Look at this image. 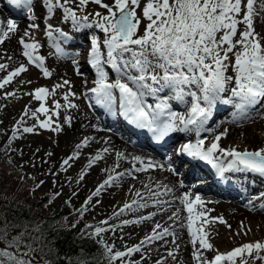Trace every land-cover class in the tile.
Wrapping results in <instances>:
<instances>
[{
	"label": "snow or ice",
	"instance_id": "obj_1",
	"mask_svg": "<svg viewBox=\"0 0 264 264\" xmlns=\"http://www.w3.org/2000/svg\"><path fill=\"white\" fill-rule=\"evenodd\" d=\"M7 2L26 13H33V0H7ZM89 3L98 5L106 10L107 15L101 12L79 15ZM47 10L46 20L51 19L56 9L61 10L63 21H71L73 29L79 31L82 28L95 26L104 33L102 41L97 37H91V48L87 63L95 71L94 87L89 91L93 94L96 105L104 107L110 113L116 115L117 110L127 123L139 129H147L157 144L166 143V138L177 132L194 133L195 142L188 141L175 148L174 156L170 155L166 163H154L151 160L145 162L142 157H133L141 167L134 171H147L148 169H161L173 174H179V169L191 161H202L211 165L217 173L223 177L224 173H252L264 178V147L255 151L245 149L237 150L236 147H222L220 141L227 136V129L215 135L210 142L201 138V134L212 132L207 127L212 118L213 110L217 104L229 105L234 108L232 123L251 121L257 116L264 119V37H261L255 29L256 19L264 13V0H113L111 4L103 0H43ZM71 5H76L73 8ZM93 19L90 20L89 17ZM33 21L30 28L36 29V17L28 15ZM141 24L144 25L140 32ZM18 30L17 22L8 19L0 20V44H3L10 33ZM45 33L50 45L55 48L58 56H70L60 46L59 41L71 39L69 34L59 27L46 23ZM54 33L56 35H54ZM30 34L26 30L20 38L22 55L28 62L35 64L44 77H51L52 73L44 66L45 59L42 55H34L41 45L34 37L32 42H25L24 37ZM79 53L70 56L73 66L80 72V66L76 57ZM11 59V57H9ZM106 66L116 73V78L109 80V72ZM7 64L0 63V70H6ZM229 70L232 74L229 75ZM27 71L21 64L9 71L7 76L0 79V89L12 82L14 77ZM30 83V81L28 82ZM70 81L65 79L62 84H56L50 91L40 87L34 90L32 95L40 106L32 113L47 116L44 120H38L41 129L59 132L61 127L56 124L53 127L52 116L48 115L49 109L45 101L50 95H54L57 89L70 86ZM165 94V95H161ZM14 96L15 93H8ZM74 92H67L63 96L66 105L54 102V108L59 110L66 106L75 108L77 105L69 101ZM151 98L152 103L148 102ZM170 101H176L183 105L185 112L180 113L172 109ZM257 106H260L259 108ZM255 110V111H253ZM25 109L24 115H28ZM56 115H59L56 112ZM70 122V117L67 118ZM24 133H33V127H23ZM18 128L13 129V138L17 137ZM11 140H9V144ZM89 139L85 138L76 147L80 149L88 146ZM107 152L108 149L103 150ZM51 156L52 153H47ZM117 156L123 158L120 153ZM79 157V152L73 153L63 160L61 169L66 171L65 165L70 167L69 161ZM103 157L97 154L89 160L87 167L101 160ZM187 158V159H186ZM117 167L119 165H116ZM114 171V169H113ZM85 172L80 174L83 180ZM125 173L109 175L85 200L89 204L94 196H99L105 186L111 187ZM127 175L131 176L132 172ZM41 181L36 188L41 187ZM57 182L53 181V186ZM146 194L137 190L133 199L126 202L114 213L119 218L126 211L136 212L149 206L159 207L161 211H167L163 207L169 201L159 199L167 195L171 189L167 185H157L164 189L153 191L150 185ZM36 189H32L34 192ZM61 193L57 192L49 198V204ZM75 195V193H73ZM264 198V193L261 194ZM66 203H69L66 201ZM186 211L189 213L187 224L183 222L180 227L187 228L192 245V259L196 264H249V259L264 262V242L256 241L236 247L227 253L216 251V255L208 260L201 249L213 251V245L208 240V232L204 225L209 223L204 211L196 210L197 206L203 207L204 201L200 195L185 193L181 198ZM252 205V200H249ZM47 207V205H45ZM264 209V205H261ZM87 208L79 209L81 217ZM157 213L140 216L135 220H123L122 225L140 224L151 220ZM203 218V219H202ZM66 219V218H65ZM169 220H179V210L173 211ZM220 223H226L222 217L213 218ZM197 221H201L197 225ZM43 221L38 219H9L0 211V264H52L48 259L51 254L50 241L46 237ZM107 225L108 221H101ZM75 227V225H73ZM86 227L91 228V225ZM170 227H164L156 223L150 234L134 247H127L125 251L115 250L114 244L109 245L103 239L97 241L104 248V255L108 264L116 261L124 262L125 257L133 253H139L145 244L173 237L172 243H176L177 235ZM230 227V225H229ZM243 227V225H242ZM160 231H157V230ZM115 231V229H111ZM109 228L95 227L89 234L90 237L100 236L108 232ZM199 245V247H197ZM173 256V252H168ZM70 264H86L85 261L70 262ZM127 264H139L128 261ZM157 264H160L158 261Z\"/></svg>",
	"mask_w": 264,
	"mask_h": 264
},
{
	"label": "bare ground",
	"instance_id": "obj_2",
	"mask_svg": "<svg viewBox=\"0 0 264 264\" xmlns=\"http://www.w3.org/2000/svg\"><path fill=\"white\" fill-rule=\"evenodd\" d=\"M3 3L4 5L2 8L5 9L8 15L5 16V13L0 8V20L6 22L8 18L10 19V17H12L13 19H18L20 17L21 14L15 15L20 12H14L8 4L7 0L3 1ZM39 4L40 3L38 2L37 8H35V11L38 12V15H40L43 11L42 8H40ZM16 22L18 25V30L15 33H10L9 37L5 39L4 43L0 44V59H8L7 69L0 70V79L3 73L8 74V71H10L11 66L14 63H17L18 60V38L23 34L22 31L24 29L25 24L21 21ZM254 26L256 31L260 33L261 37H264V13H261L259 15V17L256 19ZM68 31L71 39L67 41L61 40L63 43L62 46L64 47L65 44H74L75 49L78 50L79 53H89L91 43L88 42L84 44V40L86 38V35L88 34V29L82 28L79 31H76L75 29L71 28V30ZM262 43H264V40H262ZM41 47L43 55H45L49 61V68L52 70L55 76L59 77L60 81L67 79L71 82L70 86L66 87L71 88L72 92L75 93V96H70L69 101L72 104L77 105V107L65 110L66 106H64L58 110L62 111V116L58 120H56V124L60 125L61 131L55 133L56 137L54 138V140H52L51 145H53V147L57 151H59V157H57V161L55 162L54 167L47 173V175H44L42 173L38 175V183L43 181L44 183L42 185L44 186L47 184V182H50L51 186H53V181L55 177H57V174H63L65 172L61 169V164L63 160L66 159L68 156L73 155V153L75 152H79V157L69 161L70 167L68 165H65L64 168H71L72 172H74V175L71 176L70 173H68V176L71 179L78 178L80 182L82 181L80 179V174L82 172L86 173L85 176L87 180L85 179V188L89 187L90 192H87L85 195L82 194L83 199L85 200H87V198L91 196L95 189L101 184V181L106 173L105 169L108 166L112 167V173L124 172L125 175L120 177L118 181L114 182L111 187L105 186L99 196H94L92 198L90 202L92 203V205L95 203L96 200L100 199L101 203H103V206L107 208L102 212L100 211L99 207L97 208V219L95 220V224L101 225V220L106 219L108 221L107 225L111 224L115 227L117 226L116 222L118 219L131 221L139 218L140 216L148 215L150 212L157 213V215H155L151 220L143 221L140 224H131V226L137 225V227L140 228V234L137 238L138 240L132 241L127 246L133 247V245L137 244V241H141L146 237V235L151 233L153 226L157 222H160V218H168L173 211H176L178 209L180 217L179 220H170L168 223H165L163 221L164 224H162L164 227L171 226L170 230L176 232V243H172L173 237L171 236L166 237L164 240H157L152 242L153 247L155 249L154 253L158 254L163 264H196V262L192 259L191 256L193 248L190 243V237L188 235L187 228L186 226L180 227V224L182 222L185 225L187 224V217L189 215V213L186 211L183 204L181 203V198L185 193H191L193 196L200 195L203 201L205 202L203 207L197 206L196 210L204 211L206 213V217L209 220V223L207 225H204V227L208 234L210 233L208 229V227L210 226L209 224H215V227L223 226L224 229H229L231 231L233 228L236 227L235 220L237 219V217L247 216L246 211L254 215L255 219H263L264 213H256L251 209L245 211L239 208L238 206H233L234 203H236L235 201L238 200L236 198H241L240 195L244 197L248 193L246 191L248 188H251V186L256 185V183L260 182L259 177L255 176V174L226 172L224 173L223 177L220 176L222 180H225L228 183H232L234 178H245V181L252 180V182L248 183L245 186V189L242 190L239 187L228 189L219 186L217 181H215L214 179L212 180V173L209 169L205 168L206 163L204 162H202L201 165H197L194 161H191L190 163H192V169H189L187 172H181V175L173 174L172 172L161 170L159 168L154 170L148 169L147 171H134V168H139L141 167V165L138 162L134 161L133 157L139 156L142 157L145 162L151 160L154 163L161 164L166 163V160L162 158L161 153L153 152L148 148H145L144 144H142L145 142L144 138L138 139L139 142L135 141L134 143L129 141L125 137L121 138L116 132V126L122 125V123L118 119L111 122L106 117H103L102 113H100L95 108H89L87 101L85 103V101L80 98L79 94L80 90H83L82 81L84 77L71 75L70 70L72 64L70 56H72L74 52L72 53L71 51H67L70 56H58L54 48H52V46L50 45V42L48 41L47 37H44L41 43ZM102 51L106 52V49H102ZM34 55L39 54L38 52H36L34 53ZM9 57H11L10 60ZM45 67L48 68V64L47 66L45 64ZM106 71L109 72L110 81L116 78V74L113 71L108 70L107 66ZM229 74H232L231 70H229ZM92 79V77L87 76V85L91 83ZM90 87L91 86H87L85 89L86 96L89 95L88 90ZM161 95L163 96L165 94ZM148 100H150L149 102L152 103L151 98H148ZM59 101L61 102V105H66L67 103L63 99ZM170 103L174 111L180 113L186 111V109H183L182 105H180L179 103L175 101H170ZM233 111L234 108L232 106H227L218 103L216 108L213 110L212 117L214 118L210 119L212 127H214L212 128L213 131L210 133L220 134L221 132H224L225 129H227V136L222 138L220 143L222 145L224 143H231L229 147L233 145V147H236L239 151H243L245 149H248L249 151H254L256 148L264 146V136L260 137L259 134L256 132V130L263 128V126L261 125L264 123V119L260 118L258 122L254 121L253 119L254 122L252 123V126L249 127L243 125L248 121L232 123L231 120ZM69 117L70 122L67 119ZM129 127L134 128V126L132 125H129ZM22 133L20 132V134ZM194 137H196L195 134L191 135L190 138L184 139H191ZM85 138L89 139L88 146L77 149L76 146L80 144ZM202 138L207 137L206 135H204ZM166 141V143L159 147V150L162 152L167 149L169 150L168 154H172V156H174L175 154L173 150L177 147L178 142H175L171 139H168ZM208 142L210 141L206 139V143ZM105 148L108 149L107 152L103 151ZM117 153H120L123 158L118 157ZM97 154H100L103 158L101 160L96 161L92 165V167H87L89 160L95 157ZM116 165L119 166L117 167ZM26 166L28 165L26 164ZM113 169L115 170V172L113 171ZM128 172H132V175H127ZM133 175L135 177H133ZM196 175L205 177L207 179V182L204 186H198L196 190L191 191L190 182L194 180V176ZM198 181L200 180H195V182ZM145 184L150 185L153 191H160L162 193L164 189L162 187L158 188L157 185H167V187L171 189V191L167 195H162L161 197H159V199L162 201L166 200L170 202L169 204L163 205V207L166 208L167 211H161L159 207L149 206L148 208L141 209L136 212L126 211L119 218H115L114 213L118 212L124 203H130L133 199L139 200V197L135 196V192L137 190L141 191L142 194L147 193L148 189L144 187ZM228 191L232 193L229 194ZM224 196H229L231 198V200L227 201V204L232 205L227 206L225 205V203H223L221 198ZM159 212H162V214H159ZM216 217H222L223 220L226 221V223H220L219 220L213 219ZM198 223L200 224L201 221H197V224ZM242 224L247 225L248 222L243 220ZM102 225L106 226L105 224ZM157 231L160 230L158 229ZM217 233L218 235H220L222 233V229L220 228ZM197 247H199V245H197ZM122 250L125 251L126 247H124ZM169 251L173 252V256L168 255ZM201 252L208 260H210L212 251L201 249ZM262 254L264 255V252H262ZM255 261L258 262L259 260Z\"/></svg>",
	"mask_w": 264,
	"mask_h": 264
},
{
	"label": "rangeland",
	"instance_id": "obj_3",
	"mask_svg": "<svg viewBox=\"0 0 264 264\" xmlns=\"http://www.w3.org/2000/svg\"><path fill=\"white\" fill-rule=\"evenodd\" d=\"M38 2L40 3L39 4L40 8H42L43 10L40 15H38V12L35 11ZM103 2L111 4L113 0H103ZM0 3H1L0 4L1 10L5 13V16L8 15L5 9L2 8L4 5L3 0H0ZM71 6L73 8H76V5H71ZM33 9L34 11L31 14L26 13V11L23 9H19L21 10V15L18 19H13L12 17H10V19H13L15 21H21L25 24L24 29L22 31L23 34L18 38V44H19V49L17 51L18 60L17 63H14L11 66L10 71L19 67L21 64H23L27 68V71L21 73L20 76L18 77H14L11 83L6 85L3 89H0V202L19 201L26 204L30 210H34L38 208L42 214L50 215V216H54L58 214L65 208L67 204H69L72 208V213L66 219L63 220L64 221L63 223L66 226H73L77 222L84 221L85 228L83 230V234L94 231L95 227L109 228V231L105 233H101L100 236H98V239L99 240L103 239L109 245L114 244L115 246L114 251L115 250L123 251L122 249L128 246L132 241L138 240L137 238L139 237L140 234L139 232L140 228L137 227V225L131 226V224L124 226L122 225V221H123L122 219L117 220L116 222L117 226L115 227L111 224L106 226H103L102 224L101 225L95 224V220L97 219L96 218L97 208L99 207L101 212L103 210H106L107 208L103 206V203H101L100 199L95 201L96 204L94 203L92 205V203H89L85 205V199H83L82 194L85 195L87 192H90L89 187L85 188V183H86L85 179L87 180L86 176H84V179L81 181L82 183L78 178L71 179L68 176V173H70V175L73 176L74 172H72L71 168H68L63 174H57V177H55L54 179L57 182L55 186H51L50 182H47L46 185L44 186L41 185L42 187L36 188V185L39 182L38 175L41 173L47 175V173L54 167L55 162L57 161V157H59V151H57L53 147V145H51L52 140H54V138L56 137L55 134L56 132L49 131L46 129H41L38 126V120H44L47 118V116L41 113H37L36 117L32 116V113L35 112V110L40 106L41 102L36 101L32 95H27L26 93H33L35 89L40 87L48 88L51 91L56 84L58 83L62 84L63 81L62 80L60 81V78L56 77L55 74L52 72V70L49 68V61L47 57L43 55L42 47L37 52L38 54L44 57L46 66L48 64L49 71L52 73L51 77L49 78L44 77L43 73L35 66L31 65L28 62L27 58L22 55L23 48L22 45L19 43V40L21 37L24 36V32L27 30L30 35L28 37H24L25 42H29V43L32 42L31 38L34 37L35 40L38 41L41 45L44 37H47L45 33L46 23L51 24L54 27H59L63 31L71 30V28L73 29V26L71 24V21H67V22L63 21L62 19L63 14L59 9H56L54 11V14L51 19L46 20L47 10L43 6V0H33ZM95 12H101L107 15L105 9L100 8L98 5L93 3H89L82 13L78 11V14L87 15L89 13H95ZM28 15H34L36 17L35 23L38 25V28L32 29L29 27V25L33 23V21H30L28 19ZM89 19L92 20L93 17L90 16ZM143 27L144 25L141 24L140 26L141 33L143 32ZM87 29H88V34L86 35L84 44L88 42L90 43L91 37L95 36L97 37V39H100L101 41V49H104L102 45V41L104 39V33L100 29L95 28V26ZM67 33L69 34V31H67ZM59 43L63 49L65 47L64 51L68 50L71 51L72 53L74 52L73 55L79 53L78 50L75 49L74 44H67L64 45L63 47L62 46L63 43H61L60 41ZM88 54L89 53L87 52L82 54L79 53V56L76 57L78 64L80 66V72L82 73L80 75L77 74V70L73 66L72 59L70 58L72 64L70 70L71 75L84 77L82 81L83 90L82 91L80 90L79 95L80 98L85 101V103L87 99V98L85 99L84 97L86 96L85 89L87 86L92 84L91 83L87 85L86 83L87 76L94 77V74L90 68V64L87 63L86 61L88 59ZM0 63L8 64V59L6 58L0 59ZM5 76H7V73H3L1 75V79ZM29 81L30 83H28ZM69 91L72 92L71 88L66 86L57 89L55 94L50 95L44 102L45 106L49 109L48 115L52 116V120L54 122L53 127L56 126V120H58L62 116V111H58L57 109L54 108V102H59L61 104L59 100L63 99V96ZM8 93H15V95L14 96L8 95ZM149 101L150 100H148V102ZM182 107L183 109H185L183 105ZM25 109H28V113H29L28 115H24ZM65 110H69V108L65 107ZM260 110L264 111V108ZM56 112H58L59 115H56ZM257 117L254 119V121L256 122L260 120V118ZM254 121L253 120L248 121L243 125H246L248 127L252 126V123ZM263 124L261 125L263 126V128L256 130V132L259 134L260 137L264 136ZM23 127H33L34 132L24 133L22 130ZM14 128L19 129V131H17L16 134L18 138H13ZM208 128L212 129L214 127H212L211 125ZM20 132L23 133L20 134ZM204 135H206L207 137L206 139L208 141H211V139L215 135H218V133L211 134L210 132H206ZM9 140H11L10 144H9ZM230 145L231 143L229 144L224 143L223 145L221 144V146L225 148L229 147ZM231 147H233V145ZM262 147L264 146H261L259 148ZM259 148H256L255 150ZM49 152L52 153L51 156L47 155V153ZM26 164L28 166H26ZM109 167L111 166H108L105 169L106 173L101 183L105 179H107L109 175L117 174L115 170H114L115 173H112V167L111 168ZM133 177L135 176L133 175ZM190 185L192 191V190H196L199 184L195 182V180H193L190 182ZM32 189H36V190L33 192ZM253 189L254 188L248 190L247 195H245L244 197L240 195L241 198H236L238 200L235 201L236 203H234L233 206H238L239 208L245 211L251 209L256 213H260V214L264 213V209L261 208V205H264V198H261V194L264 193V189L263 191H259V192ZM57 192L61 194L58 197H56L51 204H49V198ZM73 193H75V195H73ZM250 199L252 200V205L246 206V204H249ZM221 200L227 206L232 205V204H227V201L231 200L229 196H224L221 198ZM66 201H68L69 203H66ZM45 205H47V207H45ZM82 208H87L88 210L85 211L83 213V216L81 217V213L78 210ZM151 213L152 212H150L149 214ZM160 213L162 214V212H159V214ZM246 213L247 216L237 217V219L235 220L236 229L233 228L231 231L229 229H224L223 226L215 227L214 226L215 224H209L210 226L208 227V229L210 235L208 234V240L213 245L214 248L210 256V260L216 255L217 250L220 253H227L233 250L234 248L240 247L246 243H253L256 241L264 242V217L263 219H255L254 215L248 213L247 211ZM105 220L106 219L101 221H105ZM243 220L247 221L248 224L243 225L242 224ZM163 221L165 223H168L170 220L167 217H163L162 219L160 218V222L157 223L164 224ZM87 225H91L92 227L91 228L86 227ZM113 228L115 229V231L111 230ZM220 228L222 229V233L218 235L217 232L219 231ZM139 242L140 241H137L136 242L137 244L133 245V247L140 244ZM154 250L155 249L153 247L152 242L149 244H145V246L143 245L141 247V251L139 253H133L130 257H125L124 262L118 260L115 262V264H127L128 261L139 262V264H157V262L159 261L160 264H163L158 254L154 253ZM261 255L263 254L261 253ZM248 259H249V264L250 263L264 264V262H262L261 260L256 262L253 261L251 258ZM86 264H92V263L86 262ZM225 264H227V262H225ZM237 264H240L239 259H237Z\"/></svg>",
	"mask_w": 264,
	"mask_h": 264
},
{
	"label": "trees",
	"instance_id": "obj_4",
	"mask_svg": "<svg viewBox=\"0 0 264 264\" xmlns=\"http://www.w3.org/2000/svg\"><path fill=\"white\" fill-rule=\"evenodd\" d=\"M0 211L9 219L24 218L43 221L46 237L50 241L51 254L48 259L52 264H70L83 260L92 264H108L104 248L97 237H90L92 232L84 233L85 222H77L75 227L66 226L63 222L72 213L69 204L54 216L42 214L38 208L30 210L26 204L15 201H1Z\"/></svg>",
	"mask_w": 264,
	"mask_h": 264
}]
</instances>
